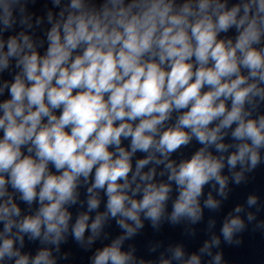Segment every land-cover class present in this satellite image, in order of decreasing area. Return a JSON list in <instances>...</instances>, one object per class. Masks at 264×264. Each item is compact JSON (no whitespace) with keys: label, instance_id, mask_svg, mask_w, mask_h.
Returning a JSON list of instances; mask_svg holds the SVG:
<instances>
[{"label":"clouds","instance_id":"1","mask_svg":"<svg viewBox=\"0 0 264 264\" xmlns=\"http://www.w3.org/2000/svg\"><path fill=\"white\" fill-rule=\"evenodd\" d=\"M19 2L0 0L4 31L16 23ZM46 40L41 55L28 34L4 39L0 32V71L11 62L19 69L0 81V96L10 97L0 100V264H56L50 248L24 251L25 236L59 252L72 219L66 206L77 203L81 186L87 211L71 225L73 239L84 246L90 232V246L115 220L124 235L97 249L92 264H129L132 253L121 245L144 227L141 214L156 228L171 201V223H196L206 185L215 182L226 197L225 167L240 165L233 172L240 184L260 164L264 0H69ZM193 141V152L172 159ZM159 166L167 182H156ZM100 191L105 211L91 218ZM17 200L35 211L22 215ZM256 203L248 197L249 206ZM204 206L215 210L220 202L209 193ZM244 228L232 216L220 231L231 244ZM219 243L213 236L200 252L211 255ZM171 252L184 264H201L195 253L185 260L181 246ZM213 259L220 264L222 256Z\"/></svg>","mask_w":264,"mask_h":264}]
</instances>
